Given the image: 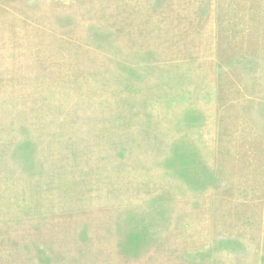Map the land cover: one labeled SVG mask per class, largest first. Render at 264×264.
I'll list each match as a JSON object with an SVG mask.
<instances>
[{"label":"rangeland","instance_id":"1","mask_svg":"<svg viewBox=\"0 0 264 264\" xmlns=\"http://www.w3.org/2000/svg\"><path fill=\"white\" fill-rule=\"evenodd\" d=\"M0 264H264V0H0Z\"/></svg>","mask_w":264,"mask_h":264}]
</instances>
